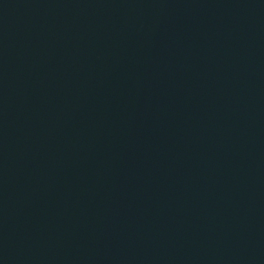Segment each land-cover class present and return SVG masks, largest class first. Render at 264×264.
<instances>
[{"label": "water", "instance_id": "95a60500", "mask_svg": "<svg viewBox=\"0 0 264 264\" xmlns=\"http://www.w3.org/2000/svg\"><path fill=\"white\" fill-rule=\"evenodd\" d=\"M0 264H264V0H0Z\"/></svg>", "mask_w": 264, "mask_h": 264}]
</instances>
